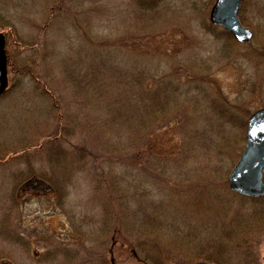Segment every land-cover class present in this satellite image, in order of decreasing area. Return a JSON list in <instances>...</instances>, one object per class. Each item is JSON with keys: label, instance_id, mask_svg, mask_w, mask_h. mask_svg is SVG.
Instances as JSON below:
<instances>
[{"label": "rangeland", "instance_id": "obj_1", "mask_svg": "<svg viewBox=\"0 0 264 264\" xmlns=\"http://www.w3.org/2000/svg\"><path fill=\"white\" fill-rule=\"evenodd\" d=\"M214 1L154 0L141 12L131 0H0L8 63L48 78L38 87L9 72L0 97V264L87 263L107 238L111 262L141 264L123 245L129 229L169 264H264V221L227 183L246 120L264 107V0L241 4L245 43L209 21ZM52 86L53 100L40 89ZM159 86L171 94L160 92L141 141L120 116L94 124L113 95L133 89L134 103ZM108 216L115 245L101 230Z\"/></svg>", "mask_w": 264, "mask_h": 264}, {"label": "trees", "instance_id": "obj_2", "mask_svg": "<svg viewBox=\"0 0 264 264\" xmlns=\"http://www.w3.org/2000/svg\"><path fill=\"white\" fill-rule=\"evenodd\" d=\"M131 1H133L134 6L139 11L145 12V10H147L152 5V2L154 0H131ZM3 26L7 27L9 25L7 22H5L1 27H3ZM8 28H10V26ZM110 43L111 42L104 43V45H111ZM9 72H14L16 74H18L19 72H22L23 75H30L31 76L30 79H32L35 82V86H38V87L42 86V85L44 87L48 84L47 80H46L48 78H46V75L44 76V73H42L40 70L39 71L38 70L33 71L30 67L20 68V67L14 66L12 61H9V63H8V73ZM72 75L66 76V77L69 78ZM143 77L147 81H148V79H150L144 75H143ZM77 78H80V76H78ZM152 80L155 83L158 82V79L156 77H154ZM48 82H50V81H48ZM77 82L78 81L76 79V83ZM101 82H102L101 84H103L105 82V80H101ZM140 82H142L141 76L135 74V75H133V82L131 83L132 85L130 87H132L134 84L140 83ZM168 82H169V84H171L170 81H168ZM96 83H97V78L95 79L94 84H96ZM127 84H128V82H127ZM103 86L104 85H102V87ZM128 87H129V84H128ZM40 89H41V92L43 94H46L48 96L50 95L51 99L52 98L56 99L55 93L53 92V86L51 87V90L50 89L49 90L42 89V88H40ZM8 91L5 89V91L2 94H0V97L4 96ZM160 92H166L165 88H162L161 86H159L158 89H156V90H154V89L147 90V91H145L144 94L147 95V93H148L149 96L148 95L147 96L146 95L141 96L142 97L141 100H140V97L137 96L136 101L134 103H132L131 101H132L133 96H136L137 94H133L134 93L133 89H130V91L127 92L126 98L124 101H122L119 98V96H121L120 94H117L119 96L116 95V97L113 95L112 96L113 100L111 102H109L108 105H106V106H108L107 107L108 111H109L108 114L110 116L108 117V119L105 120V122L102 121V122H98V123H94V124L96 126L102 125V128L107 130L108 128H110V126H109L110 123H112V124L116 123L117 120H115L114 116H116V115L120 116V117H122V122L127 125L129 130L131 128L133 131V134L135 133L139 137L138 140L141 141L140 137L142 135H140L141 133H138L139 130L142 129L143 127H146L148 129V127H147V126H149L148 122L154 118L155 113L159 112L160 105L162 104ZM50 93L52 94V96ZM170 94H171V92H168V93L166 92V97L168 98ZM108 95L110 96L111 94H108ZM94 101H95V96H94V98H91L92 105H95ZM65 102L67 103V108L71 107V103L70 102L68 103L67 99H65ZM87 105L89 106V103H86L85 107ZM114 111H119V114H116ZM69 115L72 116L70 111H69V114L67 115V117ZM86 122H88V121H85V123ZM88 124L89 123H86L87 126H88ZM89 125H90L89 127L92 128L93 127V121ZM81 127H82L81 130H85L87 128V127H83V126H81ZM127 127H126V130H127ZM114 130H116V129H114ZM63 132L67 133L69 131L66 129V131L64 130ZM110 145H108L107 147H109ZM120 145L119 146L115 145L112 148H119L121 146H124V145H121V146ZM127 145H130V143H127ZM135 146H139V144L135 145ZM106 150H109V148H107ZM133 154L136 158L140 154V147L134 148ZM148 163L154 164L153 161L148 162ZM145 167H147V166H145ZM148 167H147V169H149ZM163 168H165V167H163ZM231 194H232V196H238V197L242 198L243 200L248 199L249 202L251 203L250 210L248 211V212H250L249 215H251V216L253 215L254 217L257 215L259 218H261L262 221H264V196L263 197H247V196H243V195L233 193V192ZM115 198H117V197H115ZM113 215L114 214H112V216ZM110 216H108V219L106 221L104 220L105 223L102 226L103 228L101 230H103V233H107V234L110 233L111 231L114 233V234L113 233L112 234L115 235V238H113L114 240H112L111 244L115 245L118 242L117 241V235H116L117 234L116 228H118V227L115 225L112 226V220H111L112 216H111V218H110ZM110 222H111V224H110ZM128 231H129L128 235L130 237H132V239H134V240L129 242L127 239L128 243H125V244L123 243V245H127L126 246L127 251L130 253V255L134 256V259L136 258V261H138L141 264L142 263H144V264H169L168 262L170 261V255L162 254V256H157V257L153 256L151 251L147 247H145V245L142 248L140 247L141 245H140L139 241H137V239L135 238L136 234L134 232L130 231V229ZM246 232L248 234V239H249L251 236V233H250V231H246ZM105 241H106V243H105ZM108 242H109L108 238L106 240H102V241L100 240L98 247L97 246L95 247L96 255L92 254L93 258L90 259V262L82 263V264H114L113 262H111V257L109 259L108 255H107V251L109 250L108 249ZM143 243H145V242H143ZM57 249H58V247H57ZM109 252H110V250H109ZM207 259H208V261H210L213 264H222L221 261L216 257L209 256Z\"/></svg>", "mask_w": 264, "mask_h": 264}, {"label": "water", "instance_id": "obj_3", "mask_svg": "<svg viewBox=\"0 0 264 264\" xmlns=\"http://www.w3.org/2000/svg\"><path fill=\"white\" fill-rule=\"evenodd\" d=\"M243 0H215L210 7L209 20L221 25L238 42H248L253 36L248 27L239 19ZM7 56L0 49V94L6 89ZM245 145L237 163L229 171V189L249 196H264V107L254 111L246 120ZM3 264H9L7 262ZM197 264H212L199 261Z\"/></svg>", "mask_w": 264, "mask_h": 264}]
</instances>
